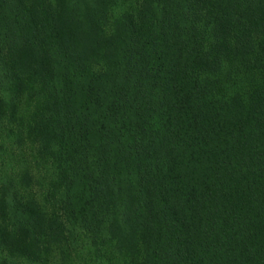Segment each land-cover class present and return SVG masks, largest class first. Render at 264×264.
<instances>
[{
    "label": "trees",
    "instance_id": "1",
    "mask_svg": "<svg viewBox=\"0 0 264 264\" xmlns=\"http://www.w3.org/2000/svg\"><path fill=\"white\" fill-rule=\"evenodd\" d=\"M0 264H264V0H0Z\"/></svg>",
    "mask_w": 264,
    "mask_h": 264
},
{
    "label": "rangeland",
    "instance_id": "2",
    "mask_svg": "<svg viewBox=\"0 0 264 264\" xmlns=\"http://www.w3.org/2000/svg\"><path fill=\"white\" fill-rule=\"evenodd\" d=\"M2 162V161H0ZM14 164V161L13 159L11 158V156H9L7 159L4 160V165H3V169H4V173L1 172L0 173V176L2 175L5 176L6 174H10V170H11V167L12 165ZM10 169V170H9ZM3 254L0 252V256H2Z\"/></svg>",
    "mask_w": 264,
    "mask_h": 264
}]
</instances>
